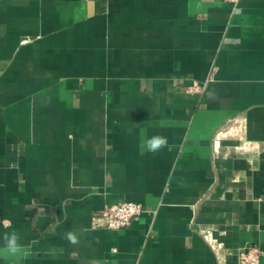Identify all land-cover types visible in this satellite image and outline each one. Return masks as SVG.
<instances>
[{"label": "crops", "instance_id": "obj_1", "mask_svg": "<svg viewBox=\"0 0 264 264\" xmlns=\"http://www.w3.org/2000/svg\"><path fill=\"white\" fill-rule=\"evenodd\" d=\"M124 201L138 221L92 228ZM253 245L264 264V0H0V264H239Z\"/></svg>", "mask_w": 264, "mask_h": 264}, {"label": "built area", "instance_id": "obj_2", "mask_svg": "<svg viewBox=\"0 0 264 264\" xmlns=\"http://www.w3.org/2000/svg\"><path fill=\"white\" fill-rule=\"evenodd\" d=\"M237 5L240 0H223ZM197 88L194 86L192 90ZM203 88V87H202ZM200 87L199 90H202ZM143 214L142 204L135 201H124L105 206L93 214V229L121 230L138 221ZM262 250L258 246H248L238 252L239 264H260Z\"/></svg>", "mask_w": 264, "mask_h": 264}, {"label": "clouds", "instance_id": "obj_3", "mask_svg": "<svg viewBox=\"0 0 264 264\" xmlns=\"http://www.w3.org/2000/svg\"><path fill=\"white\" fill-rule=\"evenodd\" d=\"M167 143L168 141L166 137L153 135L142 142V148H146L149 152L156 153L165 148ZM3 223L5 226H8L10 222L5 220ZM64 238L72 245L79 243V238L75 230L67 231ZM20 239L21 236L18 232H5L3 234L4 248L2 251L8 256L17 257V259H19V253L22 249V246L19 243Z\"/></svg>", "mask_w": 264, "mask_h": 264}]
</instances>
